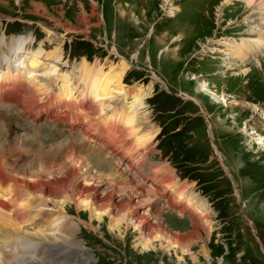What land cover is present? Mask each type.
<instances>
[{
  "label": "rangeland",
  "instance_id": "obj_1",
  "mask_svg": "<svg viewBox=\"0 0 264 264\" xmlns=\"http://www.w3.org/2000/svg\"><path fill=\"white\" fill-rule=\"evenodd\" d=\"M246 1L0 0V34L5 35H0V42L8 55L15 52L17 44L23 40L24 44L31 43L32 55L41 51L42 55L56 54L59 59L40 55L42 64L33 71L37 80L41 79L42 85L49 90L59 82L61 89L66 83V87L73 91L70 98L78 93L91 96L96 87H101L100 81L94 82V79L108 73L109 81L114 79L119 66L126 62L124 76L120 83L113 81L112 89H124L128 99L124 101L115 97L103 103L123 108L126 113L130 103L140 97L142 105H134L140 143L152 142L139 144L134 149L139 150L138 155L147 151L142 157L145 163L138 165L146 168L144 174L148 177L150 165L153 170L154 166L165 167L163 173L170 174L173 191L182 189L189 196L180 202L172 190H166L163 197L142 202L140 214H144L147 203L151 202L156 210L159 209L157 215L160 214L148 217L149 223L143 228L147 230L150 224L160 225L169 234L186 237L193 233V218L199 220L197 233L200 239H193L196 245L187 247L191 255L178 261L180 252L177 249L166 251L164 241L155 239L154 250L146 251L134 227L123 222L121 233L111 232L109 219L104 218L100 224L91 222L88 212L68 205L66 212L52 211L53 217L46 216L37 222L39 230L47 235L59 230L61 234L57 237L66 239L67 231L75 233L69 240L74 249L59 253L61 256L55 258L54 264H259L264 261V46L257 51L247 49L245 57L238 58L239 47L264 36V10L258 4L248 8ZM252 21L259 29L256 33L249 29ZM15 22L19 26L10 25ZM85 37L95 38L97 44L83 45L79 39ZM70 42L74 45L72 50L66 48H70ZM32 55L21 53L10 61L15 60V65H19L22 58L26 63L27 57ZM85 57L92 61L87 62ZM204 60L208 61L206 65ZM0 61L4 65L3 60ZM129 70L134 71L135 77ZM44 71H54L56 76H45ZM28 93H20L12 99L28 100ZM169 96L171 116L164 118L162 114L169 115L165 112L169 110ZM5 104L3 98L0 106L8 107ZM11 109L9 112L0 107L3 121L0 126V162L4 174L10 179L30 178L40 169L36 167L40 161L57 165L67 149L74 147L78 149V157H85L87 170L115 173V167L107 163L93 168L94 161L80 150L88 141L67 124L50 119L54 115L52 112L48 117L45 112L38 114L37 120L44 117L46 122L60 124L63 133L35 136L30 141L21 140L18 145L11 139L12 134L21 130L29 133L32 127L45 122L30 125L26 119L31 126L28 127L21 123L24 121L17 108ZM1 114L4 117L10 115L9 122ZM49 127L48 124L40 127L41 135L46 134ZM173 127V132L181 138L173 141L163 138L165 135L161 137L164 130ZM37 129L33 128L31 133ZM100 132L102 139L104 132ZM69 133L79 135L80 142L68 138L59 148L44 150V145L53 137ZM19 134L22 136L24 132ZM182 137L185 143L180 145ZM133 141L139 142L135 137ZM260 141L263 142L260 144ZM126 145L131 148L132 140ZM102 148L108 151L104 144ZM187 148L197 150L192 155ZM201 149L208 153L202 151L200 155ZM130 158L127 156L122 163L116 164L120 167L118 171L124 170ZM9 163L15 166V171L10 169ZM26 164L35 171L28 173ZM84 170L81 169L79 174ZM150 182V179L145 180L142 184L144 190ZM29 183L42 185L43 182L30 180ZM96 184L84 182L86 187L94 188ZM55 188L60 187L55 184ZM168 198L172 203L176 202V207L164 209ZM189 200L202 212L198 214L190 209L179 214V209L185 208ZM40 204L39 200L27 201L26 207L16 209L28 208L37 212ZM167 210L178 212L183 218L173 212L164 213ZM10 218L9 215L3 219L0 216V264H15L24 257L45 256V248L52 247V243L22 235L19 227L12 226ZM20 226L26 233L31 232L26 225ZM167 226L177 231L171 232ZM149 239L148 243L151 242ZM14 244L19 249L15 246V250L11 247L5 251ZM25 248L28 252L22 251ZM42 261L48 264L43 258Z\"/></svg>",
  "mask_w": 264,
  "mask_h": 264
},
{
  "label": "bare ground",
  "instance_id": "obj_2",
  "mask_svg": "<svg viewBox=\"0 0 264 264\" xmlns=\"http://www.w3.org/2000/svg\"><path fill=\"white\" fill-rule=\"evenodd\" d=\"M245 3L248 8L256 7V4H258L264 10L263 0H247ZM249 24V29L250 31L252 30L251 33L259 31L255 21L249 22ZM263 46L264 36L258 40H252L248 45L239 47L238 58H244L245 50L247 49L257 51L261 50ZM30 50H32L31 43L24 44V41L20 40L15 52L9 56V52L4 48V44L0 42V60L4 62L3 65L0 61V101L5 98L6 106L17 108L23 113L26 112L25 114H28L34 120H37L36 116L42 112L46 113V117L51 112L54 113V115L49 117L50 119L54 122L67 124L71 130L79 132L82 138L88 141V143H84V147L80 148V150L94 161V164H92L94 165L93 168L96 169V166L107 163L110 167H115V173L102 174L94 171L91 172V169L87 170L85 157H78V149L75 147L67 149L62 161L57 165L53 166L52 163H47L46 161L38 162L36 167H40V169L35 171V174H31L30 178L20 177L10 179L6 173L4 174L5 170L3 164L0 162V216L3 219L4 216L7 217L9 215L11 217L10 221L13 222L12 226L15 229L19 227L22 235L43 243H52L53 245L52 247L45 248V256L24 257V259L17 261L15 264H43L42 258L48 264H54L55 258L58 255L61 256L59 253L63 251L65 253V251L74 249L73 244L69 241L75 235L73 231H67L69 232L68 237L61 239L57 237L58 234H61L59 230L52 232V236H48L51 234L47 235L44 231H40L38 227L40 225L37 223L40 218L42 219L46 216L53 217L51 215L52 211H58L59 213L66 212L68 205H74L78 211L88 212L91 222L94 221L100 224L104 222V218L109 219V229L111 232L121 233L123 222L127 226L134 227L138 231V240L140 243H143L144 250H154L153 241L157 239L158 242H165L166 246L164 248L166 251L169 252L177 249L180 252L181 256L177 258L178 261H183L186 255H191L190 249L187 247L196 245L193 239H200V234L198 235L197 233L199 220L195 217L193 218V233L186 237L169 234L160 225L150 224L147 230L143 228L145 224L149 223L148 217L153 216L152 214H155V216L160 214L158 213L157 215L159 209L156 210L153 202L147 203L146 211L144 214H140L139 205L142 202L147 200L152 201L157 196L163 197L166 190H172L173 195L176 194L180 202L187 199L188 195L182 189L173 191L170 174L163 173L166 170L165 167L162 170L161 167L154 166V171L153 167H151L152 165H150L147 173L150 177H148L144 174V169L146 168L143 169L138 165L139 163H145L142 157L147 152L144 151L138 155L139 150L134 151L139 144H142L139 138L137 109L134 106L139 103L140 106L142 105L140 97L135 98L133 103H130L126 113L123 108L117 109L112 104L103 103V101H110L115 97L121 98L124 101L128 99L124 89H112L113 81L116 80L117 83H120V80L124 76L125 67L128 66L126 62H122L123 64L119 66L120 70L118 69L119 72L114 79L109 81L107 76L110 73L102 78L94 79V82L100 81L101 87H96L93 95L89 96L86 93H78L70 98L73 91L69 87H66V83L63 84L64 88L61 89L60 83L55 82L53 88L49 90L42 85L41 79L37 80L38 77L33 74V71L39 69L42 64L41 58H39L42 52L38 51L35 55H32L34 53H31ZM21 53L32 56L27 57L26 63L24 58H20L23 61L19 65H15V60L13 62L10 61V59L14 58V55L17 58ZM43 55L45 58L53 57L54 60H59L56 58V54L53 53ZM43 73L45 76H56L54 71H44ZM26 91H29L28 100L22 99L16 101L12 99V97ZM100 130L104 132V138L102 139ZM134 137L138 138L139 142L133 141ZM130 140H132L131 148L126 145V142ZM99 142L101 143L100 148L98 147ZM149 142H152V140L142 145ZM261 142L263 141H260V144ZM103 144L109 152L102 148ZM127 156H131V160L126 164L124 170L118 171L120 167L116 164L122 163ZM9 165L12 166L10 163ZM90 167L92 168L91 165ZM11 168L15 171V166ZM83 168L85 170L79 174ZM118 172L120 173L117 174ZM120 175H123V177H119ZM160 175L163 176L158 179ZM146 179H150L151 182L147 190H144L142 184H144ZM30 180H40L43 183L42 185H33L29 183ZM84 182L88 184L97 183L95 187L99 186V189L86 187ZM55 184L60 188H55ZM120 195H123V198H118ZM138 199L139 201H137ZM33 200L41 202L37 207V212H32L28 208H24L21 211L16 209L26 207L27 201ZM193 200L196 202V197ZM194 202L192 203L189 200L185 208L179 207V214L190 209L194 210L193 212H198V214L201 213L202 211L195 206ZM170 207H176V202L172 203V199L168 198L164 209ZM20 225L23 227L26 225L31 232L26 233L25 230L21 229ZM88 226L90 225L88 224ZM148 238L151 240L150 243H148ZM183 243H185V246H182ZM194 259L192 257V260Z\"/></svg>",
  "mask_w": 264,
  "mask_h": 264
},
{
  "label": "trees",
  "instance_id": "obj_3",
  "mask_svg": "<svg viewBox=\"0 0 264 264\" xmlns=\"http://www.w3.org/2000/svg\"><path fill=\"white\" fill-rule=\"evenodd\" d=\"M81 44V43H80ZM83 45H87V43H83ZM168 99V108H169V110L168 111H170V108L172 109V104H171V99H170V96L167 98ZM168 111H165V112H168ZM161 116H164V118H168V117H170L171 116V114H169V115H166V114H162ZM172 130V128H167L166 130H164V134L163 135H165L163 138H167L168 140H170V139H172L173 141L174 140H178V138H181L180 136H177L176 134H169L170 133V131ZM180 143V145L182 144V143H185V141H184V138L182 137V141H180L179 142ZM163 144V142L161 141V145ZM194 145V144H193ZM185 147H187V144H185L184 145ZM196 148H187V152H189V151H191L192 152V155H194V153L196 152ZM202 151L203 152H207L208 153V151L207 150H205V149H201V151H200V155H202Z\"/></svg>",
  "mask_w": 264,
  "mask_h": 264
}]
</instances>
